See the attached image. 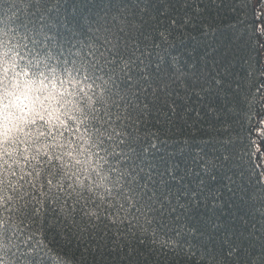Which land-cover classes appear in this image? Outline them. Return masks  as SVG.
<instances>
[{
  "label": "snow or ice",
  "instance_id": "6c2138e0",
  "mask_svg": "<svg viewBox=\"0 0 264 264\" xmlns=\"http://www.w3.org/2000/svg\"><path fill=\"white\" fill-rule=\"evenodd\" d=\"M9 32L16 33L17 43L11 47L5 43L0 63L5 73L10 66L21 79L12 91L5 86L0 189L15 194L5 199L15 198L21 223L38 225L30 239L48 235L78 246L94 243L93 251L102 253L109 245L111 251L119 248L128 233L142 232L161 249L173 247V241L180 246L177 237L194 230L189 218L199 193L174 188L177 161L163 156L156 160L147 148L139 147L141 131L159 139V128L154 132L146 128L152 116L148 96L158 98L168 87L154 81L145 64L151 53L141 51L122 27L97 29L87 41L68 36L58 40L43 27L25 22L4 35ZM17 56L25 61L23 66ZM52 60L56 65L49 63ZM223 148L218 158L223 171L217 169L213 179L228 191L235 183L229 166L237 158L250 174L257 169L264 174L261 121L246 137L227 138ZM100 226L104 231L97 240L95 230ZM9 230L8 220L0 221V250L11 242ZM21 257V264H66L62 250L43 239L26 244L16 259Z\"/></svg>",
  "mask_w": 264,
  "mask_h": 264
},
{
  "label": "trees",
  "instance_id": "16d2710c",
  "mask_svg": "<svg viewBox=\"0 0 264 264\" xmlns=\"http://www.w3.org/2000/svg\"><path fill=\"white\" fill-rule=\"evenodd\" d=\"M21 22L74 41H87L97 29L122 27L141 51L151 53L145 64L153 80L168 87L158 98L148 96L152 116L146 128H159V139L141 131L139 147L156 160L177 161L174 188L199 193V201L189 218L194 230L177 237L180 246L173 241V247L161 249L136 232L115 251L109 245L101 253L93 251L94 243L78 246L48 235L30 239L38 225L21 223L19 204L5 199L15 194L0 189V221L8 220L11 237L0 250L4 264H21L16 256L35 239L62 250L66 264H264V174L259 169L250 174L237 158L229 166L232 191L213 179L217 169L223 171L218 158L227 138H244L257 121L264 123V0H3L0 53L5 43H17L15 32H4ZM65 58L71 59L67 51ZM16 59L23 66L25 61ZM4 68L0 63V113L8 103L5 86L12 91L21 79L10 66L7 73ZM103 231V226L95 230L97 240Z\"/></svg>",
  "mask_w": 264,
  "mask_h": 264
}]
</instances>
